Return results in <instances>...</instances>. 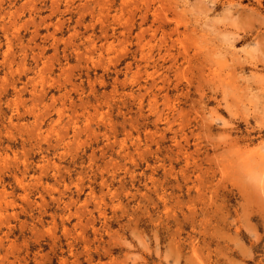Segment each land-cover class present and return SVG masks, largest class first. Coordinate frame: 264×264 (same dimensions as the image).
<instances>
[{
    "label": "rangeland",
    "instance_id": "374dc122",
    "mask_svg": "<svg viewBox=\"0 0 264 264\" xmlns=\"http://www.w3.org/2000/svg\"><path fill=\"white\" fill-rule=\"evenodd\" d=\"M0 264H264V0H0Z\"/></svg>",
    "mask_w": 264,
    "mask_h": 264
},
{
    "label": "bare ground",
    "instance_id": "6f19581e",
    "mask_svg": "<svg viewBox=\"0 0 264 264\" xmlns=\"http://www.w3.org/2000/svg\"><path fill=\"white\" fill-rule=\"evenodd\" d=\"M46 163H47V162H46ZM44 168H45V167H44ZM44 168H43V169H44ZM42 171H43V170H42Z\"/></svg>",
    "mask_w": 264,
    "mask_h": 264
}]
</instances>
